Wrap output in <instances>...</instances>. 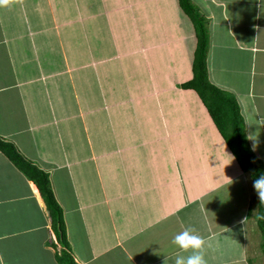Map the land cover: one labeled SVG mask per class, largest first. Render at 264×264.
<instances>
[{
    "label": "crops",
    "instance_id": "obj_1",
    "mask_svg": "<svg viewBox=\"0 0 264 264\" xmlns=\"http://www.w3.org/2000/svg\"><path fill=\"white\" fill-rule=\"evenodd\" d=\"M156 3L171 1L16 0L0 7V139L48 174L78 264H171L175 228L193 216L185 226L199 233L234 230L219 211L215 186L242 171L196 93L179 88L192 78L191 29L157 32ZM262 14L253 25L241 21L240 33L227 26L220 46L209 39L206 67L210 82L215 64L221 77L210 83L234 97L247 142L264 163ZM244 110L262 129L258 142L249 140ZM203 145L209 153L217 148L225 165L202 168ZM224 168L229 174L208 180ZM52 243L62 248L36 185L0 153L5 264H57ZM158 253L164 259L153 257ZM239 258L257 264L248 252Z\"/></svg>",
    "mask_w": 264,
    "mask_h": 264
},
{
    "label": "rangeland",
    "instance_id": "obj_2",
    "mask_svg": "<svg viewBox=\"0 0 264 264\" xmlns=\"http://www.w3.org/2000/svg\"><path fill=\"white\" fill-rule=\"evenodd\" d=\"M171 3H156L161 7L160 11L156 15V19L159 20V22L156 24L155 28L156 31L159 33H170V32H177L179 30V25L184 24L187 29H191V37L188 36V33L186 35V46L190 47V41L195 42V34L194 30L192 29V23L190 20L182 13L178 6V2L176 0H170ZM175 1V2H174ZM219 3H223L222 5H217L213 3H209L208 0H190V2L197 8L199 14L204 18L205 26L207 29L208 37L211 42H216L217 45H222L224 41L222 40V32L226 30V27L228 26L232 28L233 33H240L242 31V24L241 21H246V25L249 26V21L252 23L259 22L261 20L262 14V6L258 5V3H264L262 0H217ZM213 2V0H212ZM242 5H247V13L244 11H241V3ZM224 7V8H223ZM228 11L227 13L231 12V17L233 18L230 23H227L225 19H223V11ZM261 10V11H260ZM173 13V20L170 21V14ZM252 14H255L254 17L251 18V20H248ZM232 23V26H231ZM230 24V25H229ZM247 26V27H248ZM216 29V30H214ZM230 30V29H229ZM184 32V31H183ZM243 32H247L246 29L243 30ZM225 42H227L225 40ZM231 53V50L228 51ZM224 60L227 61L225 58ZM232 64V62H229ZM217 68L215 67V64L211 66V73H213L215 80H213V77L211 74L210 82H218V79L221 77V75L217 76ZM249 103V101H248ZM191 104H194L191 102ZM259 113L264 118V106L263 104H258ZM244 109V107H243ZM245 111V122H246V128H247V135L249 137V140L252 142V139L257 141L258 136H262V129L256 124V121L253 118V121L251 119V115ZM190 113H192L193 119L196 117L195 110H192V105L189 110ZM211 119V118H210ZM251 120V123H250ZM212 121V120H211ZM196 124L199 122L197 120L194 121ZM262 126V125H261ZM217 131V130H216ZM218 133V131H217ZM220 136V134L218 133ZM221 137V136H220ZM247 137V136H246ZM261 140V139H260ZM248 141V140H247ZM258 142V141H257ZM226 145V144H225ZM204 150L202 151V154L204 156V162L202 165V168L205 167V170H216L217 168L225 165L224 162V156L217 150V148L209 153V148L207 145H203ZM259 145L257 143H253V148L258 149ZM194 151L193 161L194 164L196 159L198 158V152L196 150ZM260 152L262 153V149L260 147ZM212 155V156H210ZM256 156V155H255ZM194 170L196 173L200 172L201 165L194 164ZM238 170L235 168L236 174ZM241 173V178L237 179L235 181H230L226 183H219L216 185V195L217 199L219 200V205L221 210H219L222 214L225 213V217L227 218V227H232L234 230L227 231L226 233H222L221 235L214 236L218 233H207V232H200L202 236H204L207 240V244L205 246V258L207 260V264H242L240 261L239 256L242 254L244 256L248 255L250 256V260L252 263L257 264H264V255L261 252L260 247V235L257 232L256 229V222L255 220H249L245 223L243 220V216L247 217L248 212H254L255 210V192L252 189V182L250 181V177L247 176L245 173ZM225 174H229V171L227 168L222 169L221 173H218L216 175H213L212 178H209L208 180L210 182H216L219 179V176H224ZM218 187V190H217ZM219 216V215H218ZM194 217V216H193ZM193 217L186 220V222L183 225H186L187 222L190 219H193ZM179 226V222L177 223ZM182 225V224H181ZM176 227V226H171ZM169 228V227H168ZM181 227L175 228V235L182 231ZM178 230V231H177ZM169 237L172 236L174 233L173 230H169ZM173 239V238H172ZM171 239V242H172ZM255 242V243H254ZM254 244H256L254 246ZM171 247H174L175 253L178 251L175 245L171 244ZM174 253V255H175ZM207 253H212L210 256H208ZM159 256H153L156 258L164 259V255H161V253H158ZM170 257L171 259L174 256ZM225 256H227V259H225ZM138 258V257H137ZM236 259V260H235ZM235 260V263L233 261Z\"/></svg>",
    "mask_w": 264,
    "mask_h": 264
},
{
    "label": "trees",
    "instance_id": "obj_3",
    "mask_svg": "<svg viewBox=\"0 0 264 264\" xmlns=\"http://www.w3.org/2000/svg\"><path fill=\"white\" fill-rule=\"evenodd\" d=\"M177 2L182 13L192 23L196 38V47L191 66L192 78L181 84L179 88L192 90L196 93L240 170L250 177L253 189V180L260 175H264V163L254 155L247 142L243 119L234 97L230 93L217 88L208 80L206 56L209 37L204 18L199 14L197 8L190 0H177ZM0 153L28 181L36 185L50 217L52 230L54 231L57 243L62 247L60 250H57V245L52 243L55 250L56 263L78 264L69 252L62 210L51 190L48 174L21 156L12 143L2 139H0ZM254 203L255 211L252 213L248 212L246 218L249 220L254 219L256 222V229L261 241L260 249L264 255V204L260 203L257 194L255 195Z\"/></svg>",
    "mask_w": 264,
    "mask_h": 264
},
{
    "label": "clouds",
    "instance_id": "obj_4",
    "mask_svg": "<svg viewBox=\"0 0 264 264\" xmlns=\"http://www.w3.org/2000/svg\"><path fill=\"white\" fill-rule=\"evenodd\" d=\"M16 0H0V7H7ZM253 189L261 204H264V175H260L253 180ZM182 231L174 235L172 244L176 246L178 251L172 258L171 264H207L205 258V246L207 240L202 236L195 227L191 225H183ZM0 264H5L4 257L0 255ZM81 264H86L81 261ZM164 264H168V259L165 258Z\"/></svg>",
    "mask_w": 264,
    "mask_h": 264
}]
</instances>
